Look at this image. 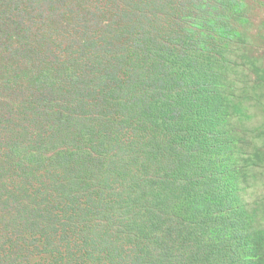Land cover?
<instances>
[{
    "label": "trees",
    "instance_id": "16d2710c",
    "mask_svg": "<svg viewBox=\"0 0 264 264\" xmlns=\"http://www.w3.org/2000/svg\"><path fill=\"white\" fill-rule=\"evenodd\" d=\"M168 4L154 33L119 24L120 45L88 40L80 5L16 22L0 50V264H264V194L243 198L264 185V74L243 82L248 63L227 58L243 0Z\"/></svg>",
    "mask_w": 264,
    "mask_h": 264
},
{
    "label": "rangeland",
    "instance_id": "374dc122",
    "mask_svg": "<svg viewBox=\"0 0 264 264\" xmlns=\"http://www.w3.org/2000/svg\"><path fill=\"white\" fill-rule=\"evenodd\" d=\"M169 1L179 3V1L188 0H165L164 6H147L143 10L140 9L137 15H131L133 19L129 18V15H127V11L133 7L131 0H59L53 1L51 4L53 5L52 8L46 0H0V24L10 23V21L15 22L13 30L10 26L5 31V34L0 31V50L4 48L8 50L7 46H14L16 22L21 23L27 21L28 17L32 15H47L49 9H54L53 12L61 16L62 14L64 16L67 12L66 15L70 17L68 12L70 9L78 8V5H80V7L82 6V14L74 21L80 22L81 20L83 23L85 21L89 23L93 20V24L89 30L88 40L91 34L94 36L92 38L99 41L95 42V44L98 45V43H101L100 41L103 40L100 37L102 33H106L105 36H107L114 31V38L111 39V42L120 45L121 39L128 42L131 37L128 34L125 37L116 36L117 32L120 30L116 28L119 24L122 25L123 23H127L130 25L126 26L128 31L138 29L137 31L143 32L144 29L150 31V33H154L156 30L162 28L163 24L170 22L173 18V10L170 4H168ZM241 7H243L242 15L246 20L243 23H238L231 19V22L236 29L243 33V36L240 39L241 41L237 44H235V40H233L234 42L231 41V45L229 44L230 46L227 49L229 54L227 58L232 59V62L235 61L238 64L243 61L248 63L247 66H240V68H238V76L243 82L248 81L249 84H251L252 80L259 79V76L264 74V0H243ZM108 27L109 29L105 30ZM83 32L81 31V34H83ZM121 32L124 34V31ZM85 40L86 38L84 42ZM258 92H262V89H259ZM7 101L10 103L9 99ZM253 111L259 113L257 109ZM5 116L9 117L8 111L5 112ZM258 117L261 118L259 114H257L255 119ZM43 124L44 125H40L41 129H43V131L41 130V137L48 139L52 137V134L55 132L54 126L51 128V123L49 121H45ZM24 125L25 123L23 121H19V123H16L14 130L8 131L5 129L2 138L8 142H19L20 140L17 136V132L18 129H25L26 127ZM37 131H39V129L29 130L30 133H36ZM129 134H132L131 131ZM70 135L72 137L74 134L70 133ZM20 144H30V142L22 140ZM39 171L41 172V170ZM42 178L44 179V177ZM15 181L19 182L18 178L15 177ZM122 187L123 185L116 186L115 190H120ZM104 190H108V188H104ZM246 192L243 198L247 203H251L261 198L264 194V185L252 186L247 189ZM12 205L13 203H9L8 206L11 207ZM1 228L2 224H0V231ZM5 252H7V249Z\"/></svg>",
    "mask_w": 264,
    "mask_h": 264
}]
</instances>
